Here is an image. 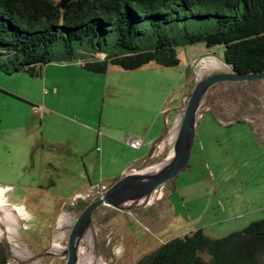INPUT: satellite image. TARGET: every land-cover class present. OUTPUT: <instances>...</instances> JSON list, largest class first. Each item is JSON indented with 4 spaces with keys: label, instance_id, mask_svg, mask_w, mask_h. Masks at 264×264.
Returning <instances> with one entry per match:
<instances>
[{
    "label": "rangeland",
    "instance_id": "374dc122",
    "mask_svg": "<svg viewBox=\"0 0 264 264\" xmlns=\"http://www.w3.org/2000/svg\"><path fill=\"white\" fill-rule=\"evenodd\" d=\"M205 19L208 27L217 24L215 17ZM201 22L202 19L189 20L187 26ZM137 27L144 35L136 42L145 48L153 46L157 39L154 30L142 22ZM166 31L179 41L184 39L185 30L167 25ZM118 38L117 32L111 30L102 39L101 48L90 45L88 40L78 41L72 55L67 54L61 41L56 42L51 54L53 61L44 66V78L30 77L23 72L8 75L4 65L10 60L0 55L3 67L0 68V187H14L10 188L9 195L7 193L10 204L22 205L28 187L41 177L59 176L63 172L73 175L78 183L87 182L93 175L110 189L119 175L137 169L124 175L121 171L128 158L139 155L138 149L129 146V137L147 130L155 122L158 126L163 123L166 102L169 110L172 101L185 92L184 113L197 82L226 72L223 70L225 62L214 54L192 57L188 62L189 55L204 46L199 44L178 46L177 57L181 63L174 68L150 63L141 69L126 71L110 65L105 74L97 75L82 69L85 63L102 61L100 52L111 55L127 52L117 44ZM214 49L219 54L223 50L221 46ZM209 57L219 60L220 64L209 65V60L204 64L203 59L206 61ZM223 83L230 84V88L226 86L217 93L228 97H220L224 99L221 111L232 109L233 100L242 103L247 111L244 109L245 113L236 117H240L245 126L228 129L227 123L235 116L217 115V111L212 115L206 113L209 123L202 130L201 123L196 132L189 167L167 182L171 188L167 190V200L165 184L160 187L162 198L158 194L146 205L124 210L101 206L93 217L92 227L79 241L78 264H101L102 260L105 264H136L177 236L202 229L212 239L224 238L264 218V138L249 137V129L253 127L256 135H259L257 131L264 134V80ZM34 105L46 110L45 115L40 114L42 119L32 112ZM205 108L201 105L198 117ZM215 115L221 123L212 122L211 116ZM83 126L95 131L109 126L105 167L101 161L88 164L77 156L78 150L93 146L90 131ZM203 134H208L207 138ZM59 143L62 148H58ZM163 156L139 170L159 165L167 160ZM68 192L62 191L65 202L72 199ZM86 192L77 195H86ZM54 211H34L35 218L31 219L26 210L28 217L23 220L19 217L21 234L18 232L16 243L21 250L32 248L37 252L40 256L32 253L38 264H66L67 259L48 253L53 227L57 224ZM6 227L4 224V229ZM72 227L66 228V245ZM6 234L9 237L8 232ZM1 244L8 249V263L11 249L3 237H0ZM85 250L94 255V263L91 257H86ZM19 264H23L22 261Z\"/></svg>",
    "mask_w": 264,
    "mask_h": 264
},
{
    "label": "trees",
    "instance_id": "16d2710c",
    "mask_svg": "<svg viewBox=\"0 0 264 264\" xmlns=\"http://www.w3.org/2000/svg\"><path fill=\"white\" fill-rule=\"evenodd\" d=\"M62 1L0 0V55L10 60L4 65L8 75L23 72L40 78L53 61L56 42L72 55L78 41L101 48L111 30L127 52H100L103 60L85 63L83 69L105 74L110 65L132 71L150 63L174 68L181 63L178 46L204 44L221 46L223 61L236 73L264 71V0H66L64 8ZM207 17H215L217 24L208 27ZM196 19L202 22L187 26ZM141 22L156 34L150 48L136 42L144 35L137 27ZM167 25L185 30L184 39L167 34ZM8 254L1 244L0 264H7ZM136 264H264V218L224 238L212 239L202 229L177 236Z\"/></svg>",
    "mask_w": 264,
    "mask_h": 264
},
{
    "label": "crops",
    "instance_id": "0c3cea01",
    "mask_svg": "<svg viewBox=\"0 0 264 264\" xmlns=\"http://www.w3.org/2000/svg\"><path fill=\"white\" fill-rule=\"evenodd\" d=\"M201 45H204V44H199L200 47ZM222 52L223 51L221 50V54H219L215 52L214 47L207 48L204 45L200 48V51H198L196 54L189 55L188 62L190 61L192 57H196V56L201 57V56L210 55V54H214L215 56L217 55L220 58L222 55ZM101 57L103 58L104 55L101 54ZM223 70L229 72L228 65H225V68ZM44 71L45 69H43V75L40 78H44ZM229 85L230 84L228 83L225 84L222 82L219 84H215L214 86H211L209 88L205 96V99H203L202 101V105L206 106L205 108L206 111L198 118V127L196 128V132L199 131V128L201 127V123H202L201 130L207 126V123H209L205 119L206 113H209L210 115H212L214 111H217L218 112L217 115L226 113L227 115L230 114L235 117L238 116V114L242 115V113H245L244 109L246 110V108L241 105L242 103L240 102L236 103V101L232 102L233 103L232 109H228V111L226 110V112L225 110L221 111L222 110L221 105L223 104L224 99H220V97L225 96L226 98L227 94L223 95L225 93H222V96H219V94L217 93L218 92L220 93L221 91H223V89H225L226 86L230 88ZM186 98H187V93L184 92V95L172 101L173 106L169 110L167 108L168 103L166 102V108L163 109L165 111L163 123L161 122V124H159L158 126V123L155 122L154 124H151L150 127L147 128V130H144L143 132H140V133H134L133 136L129 137L135 140L136 139L140 140L142 142V145L138 149L139 155L137 154L127 159L124 169H121V171L123 172V175L125 173H128V171L131 169H135V168L141 169L144 166H147L148 164L153 163L154 161H156L155 158H157L158 156L162 154H164L163 159H167V160L170 159V157L173 155V150L172 148L168 147L164 141H166L167 131L171 127L174 126L177 119L183 113V110H184L183 105H184ZM35 106L36 105H34L33 108L31 109L32 112L36 113V115L40 116V119H42L40 113L34 110ZM247 109L251 111L250 108H247ZM236 118H240V117H236ZM236 118L232 117L230 121L227 123L228 129L229 128L233 129L236 125L245 126V124H243L241 119L240 121L237 122ZM211 120L213 123H216V124L221 123L218 117H216V115L211 116ZM250 123L254 124L252 121H250ZM83 127L86 128L88 131H90L89 133L91 134V140L93 139V143H92L93 146L91 149H82L80 151L78 150L77 156L83 159L88 164L93 163L95 165L99 161H101L103 163V166L105 167L106 165L105 162H107V154H108V140L110 138L109 137V126H107L105 129H100V131H95L92 127H89V126H83ZM249 130H250L249 134H251V136L249 137L264 138V134L263 133L260 134V132L258 131L257 133H259V135H256L255 127ZM202 136H205L207 138L208 134H203ZM245 136H248V135H245ZM94 140H95V148H94ZM162 143L164 144V146H161ZM199 147L201 148L202 146H199ZM58 148H62L61 143H59ZM92 149L95 150V153L91 152ZM120 177L121 175H119V177L114 179L115 180L114 182H116ZM99 182L104 183L101 181H96L93 175L91 178L88 177V181L85 183H82V182L78 183L77 178H75L73 175L69 173L67 174L64 172L59 173V176L58 174H54L51 176L49 175L43 176L41 177V179L37 180V182H33L32 185L28 187L26 194H25L26 196H24V203L21 206H24L26 208L27 213L29 214L31 219L35 218L34 211L41 210V209H45V210L48 209L49 211L55 210L54 212L56 214V220L60 212H62L64 209H67L68 211H70L71 214L78 217V212L81 210V208H83L84 205L87 204V201L80 200L79 203L76 204V206H74L73 208L72 207L69 208L70 206L69 202H65L66 196L65 194L63 195L64 191H69L68 192L69 197L73 198L75 197V195H77V193L79 194V193L86 192L92 184L93 185L98 184ZM168 185L169 184L165 185V190H166V195L164 197L165 200H167V190H171V188H169ZM47 186L50 187V190L49 188L47 189ZM7 188H12V190L14 189L13 186H7ZM44 191L46 192L47 195H45ZM8 195H6L7 200H8ZM148 209L151 210L152 209L151 206ZM184 235L185 234H183V236ZM50 241H51V238H50ZM48 245H49V241H48ZM48 245L46 246V248H44L43 253L46 251V249H48ZM31 250L33 253L37 254L36 256H40L32 248Z\"/></svg>",
    "mask_w": 264,
    "mask_h": 264
},
{
    "label": "water",
    "instance_id": "95a60500",
    "mask_svg": "<svg viewBox=\"0 0 264 264\" xmlns=\"http://www.w3.org/2000/svg\"><path fill=\"white\" fill-rule=\"evenodd\" d=\"M62 8L66 7L67 1L60 3ZM228 65V63H225ZM228 67H230L228 65ZM259 81L264 80V71L248 74L226 71L216 75H209L195 84L194 89L188 98L187 107L182 116L181 127L179 128L177 142L174 145V156L169 160L161 162L163 165L156 172H148V169L139 177H132V172L121 176L109 191L95 202H91L85 210L76 219L74 226L71 228L69 240L67 241V260L66 264L79 263V241L85 230L92 226L93 213L101 206L107 205L116 209H130L140 205H146L151 199L152 194L162 185L167 184L170 180L178 176L189 166L190 157L192 156L193 146L196 138V128L198 127V116L201 112L203 99L211 86L222 82H239V81ZM158 166V165H157Z\"/></svg>",
    "mask_w": 264,
    "mask_h": 264
},
{
    "label": "built area",
    "instance_id": "2783aa9c",
    "mask_svg": "<svg viewBox=\"0 0 264 264\" xmlns=\"http://www.w3.org/2000/svg\"><path fill=\"white\" fill-rule=\"evenodd\" d=\"M208 60L210 62L208 63L209 65H213V64L217 65L218 63H220V61L217 59H214V57H209L207 58L206 61L203 59L204 64H206ZM201 63L202 62H200L199 65ZM192 66H195V64H193ZM228 68L230 70V67ZM34 110L40 113L41 115H45L47 113L46 110H44V108H39L37 106H35ZM181 122H182V115L177 119L174 126L168 130L166 141H164L168 147L172 148L173 150L172 156H174V145H175V142H177L179 128L181 127ZM127 142L129 146L133 149H139L142 145V142L138 139L135 140V139L129 138ZM172 156L170 158H172ZM0 189H1L0 191H2L0 194V199L4 201V205L7 211H11L14 215H16L18 217V220H19V217L21 218L20 220H23V218L28 217L24 206H21V205L19 206L18 204H10L7 201L6 195L10 191V188L5 189V188L0 187ZM108 191H109V187L105 185V183H98L94 185L92 184L90 188L88 189V191L86 192V195H83V194L76 195L75 197L71 199V202H69V205L75 206L77 201H80V200L97 201L101 198H104L105 194ZM158 194L160 198H162V196L164 195L162 192V189L160 190V187L153 193L154 196L152 199H149L148 203L152 201L155 198V196ZM71 215L73 214H71L70 211H68L67 209H64L62 212H60V214L58 215V219L56 220L57 224L53 227V233H52L53 241H51L50 247L48 249L49 254L53 252L59 255V258H61L62 260L67 259V256H68L67 255V245L65 242L66 232H67L66 228L72 225L74 226L76 222V218H74ZM18 232H20L21 234L20 224L18 225V229L16 230V233L12 236V238L6 239L7 245L11 249L10 258L7 264H9L10 262H15L16 264H19V261L20 262L22 261L23 264H31V262L38 260V259L36 258L34 259L35 255L32 253V251L29 248L24 249V250L20 249V247L16 243L18 239L17 234L19 235ZM20 238H22L21 235H20ZM54 244H59L61 246V250H55L53 248Z\"/></svg>",
    "mask_w": 264,
    "mask_h": 264
},
{
    "label": "bare ground",
    "instance_id": "6f19581e",
    "mask_svg": "<svg viewBox=\"0 0 264 264\" xmlns=\"http://www.w3.org/2000/svg\"><path fill=\"white\" fill-rule=\"evenodd\" d=\"M218 64H220V63H218ZM219 67H223V65L219 66ZM163 165H158V166H155L153 168L150 167L148 172L149 171L152 172V173L156 172ZM133 171L134 172L131 174L132 177H139L142 174L146 173V171H142V172H138L137 170H133ZM1 192L2 191H0V194H1ZM4 224H6V226H7L5 229H4ZM18 224H19L18 217L16 215H14L11 211H7V209H6L5 205H4V201L2 199H0V237H3V240L8 239V238H12V236L16 233V230L18 229ZM91 227H92L91 225L89 227H87L86 230H85V233ZM6 232H8L9 237H7ZM53 247H54L55 250H61V246L59 244H54ZM85 254H86L87 258L91 257V259H93V257H94V255L91 252H89V250H87V251L85 250ZM35 261H36V263H34ZM35 261L31 262V264H38V261L37 260H35ZM95 261H96V259L94 258L93 259V263ZM101 264H105V262L102 260Z\"/></svg>",
    "mask_w": 264,
    "mask_h": 264
}]
</instances>
